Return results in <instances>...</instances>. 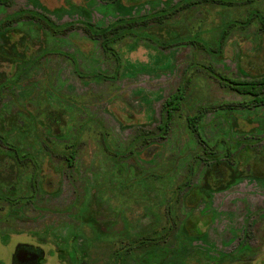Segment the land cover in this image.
Here are the masks:
<instances>
[{
  "label": "rangeland",
  "instance_id": "1",
  "mask_svg": "<svg viewBox=\"0 0 264 264\" xmlns=\"http://www.w3.org/2000/svg\"><path fill=\"white\" fill-rule=\"evenodd\" d=\"M260 16L264 0L0 1V264H124L127 246L128 264H264V105L221 107L249 96L207 69L263 75ZM121 18L115 55L85 23Z\"/></svg>",
  "mask_w": 264,
  "mask_h": 264
},
{
  "label": "trees",
  "instance_id": "2",
  "mask_svg": "<svg viewBox=\"0 0 264 264\" xmlns=\"http://www.w3.org/2000/svg\"><path fill=\"white\" fill-rule=\"evenodd\" d=\"M3 3L9 4L11 0H0ZM255 13V12H254ZM253 13V14H254ZM32 14L37 16L47 27H49L52 31H58L60 30L61 25L56 24L48 15L44 13H40L37 11H32ZM261 20V26L264 27V17L260 16ZM131 18H121L118 19L117 22L110 24L108 26H99L96 24H92L90 22H86L85 26L88 32L93 36H101L103 37V46L111 50L113 54L116 55L115 50L112 46L109 45L112 38L114 36H117L121 34L123 31H126L130 28ZM128 25V26H126ZM228 28V25H227ZM227 29H223L222 37L225 35ZM108 34L110 36H108ZM207 68V67H206ZM209 70V73L215 77L221 84L224 86H228L234 91L243 94L248 95L249 98L247 100L238 101V102H226L222 103L221 107L225 108H235L237 106H245V107H255L264 105V74L260 76H250L246 79L242 78H232L229 76H225L223 74H220L216 72L211 66H208L207 68ZM185 86L186 85H180L178 89L170 94L163 102L162 105V112H163V121L158 125L159 134L163 135L166 134L168 129L170 128L171 124L173 123V118L176 112L181 108V105L183 104L184 95H185ZM207 107H201L198 109V111L195 114L189 115L187 117V123L188 127L191 129V131L195 134L198 141L204 145V151L206 153L210 152V148L208 146L207 140L204 138V136L201 133V121L203 117L205 116V113L207 112ZM0 139L3 141V139L0 137ZM74 155V145H70V149L68 150L67 156L69 158H72ZM145 240H136V243L144 242ZM157 240L150 241V244H153V242H156ZM135 242V240L133 241ZM123 263L128 264V260L131 257V250L130 246L125 247L123 250H121V254Z\"/></svg>",
  "mask_w": 264,
  "mask_h": 264
},
{
  "label": "flooded vegetation",
  "instance_id": "3",
  "mask_svg": "<svg viewBox=\"0 0 264 264\" xmlns=\"http://www.w3.org/2000/svg\"><path fill=\"white\" fill-rule=\"evenodd\" d=\"M72 145H74V144H72ZM67 155V154H66Z\"/></svg>",
  "mask_w": 264,
  "mask_h": 264
}]
</instances>
